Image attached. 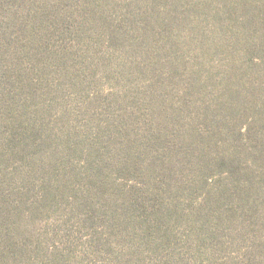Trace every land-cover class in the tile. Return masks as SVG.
Instances as JSON below:
<instances>
[{
    "label": "rangeland",
    "instance_id": "obj_1",
    "mask_svg": "<svg viewBox=\"0 0 264 264\" xmlns=\"http://www.w3.org/2000/svg\"><path fill=\"white\" fill-rule=\"evenodd\" d=\"M0 264H264V0H0Z\"/></svg>",
    "mask_w": 264,
    "mask_h": 264
}]
</instances>
